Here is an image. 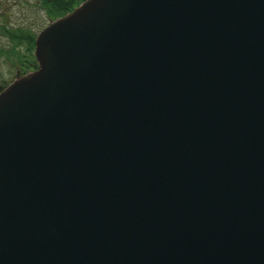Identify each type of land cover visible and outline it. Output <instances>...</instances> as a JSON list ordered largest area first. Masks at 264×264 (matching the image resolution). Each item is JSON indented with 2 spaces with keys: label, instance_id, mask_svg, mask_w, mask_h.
Wrapping results in <instances>:
<instances>
[{
  "label": "water",
  "instance_id": "1",
  "mask_svg": "<svg viewBox=\"0 0 264 264\" xmlns=\"http://www.w3.org/2000/svg\"><path fill=\"white\" fill-rule=\"evenodd\" d=\"M0 96V264H264V0H85Z\"/></svg>",
  "mask_w": 264,
  "mask_h": 264
},
{
  "label": "flooded vegetation",
  "instance_id": "2",
  "mask_svg": "<svg viewBox=\"0 0 264 264\" xmlns=\"http://www.w3.org/2000/svg\"><path fill=\"white\" fill-rule=\"evenodd\" d=\"M85 0H0V96L40 68L37 40Z\"/></svg>",
  "mask_w": 264,
  "mask_h": 264
}]
</instances>
